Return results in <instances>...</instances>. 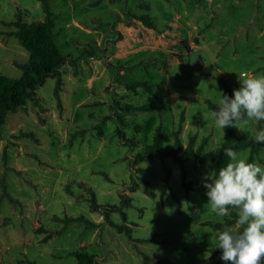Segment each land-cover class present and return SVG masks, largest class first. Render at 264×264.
Returning a JSON list of instances; mask_svg holds the SVG:
<instances>
[{"label": "rangeland", "instance_id": "rangeland-1", "mask_svg": "<svg viewBox=\"0 0 264 264\" xmlns=\"http://www.w3.org/2000/svg\"><path fill=\"white\" fill-rule=\"evenodd\" d=\"M48 2L66 61L0 126V264H76L75 250L101 264H224L215 237L232 216L207 203L211 162L135 155L157 129L166 147L176 132L183 147L221 144L209 102L225 94L217 77L238 88L237 73L264 75V0ZM18 19L43 20L40 1L0 0V74L14 78L29 57L9 34ZM259 123L232 127L255 141ZM252 161L264 165V145Z\"/></svg>", "mask_w": 264, "mask_h": 264}, {"label": "clouds", "instance_id": "clouds-1", "mask_svg": "<svg viewBox=\"0 0 264 264\" xmlns=\"http://www.w3.org/2000/svg\"><path fill=\"white\" fill-rule=\"evenodd\" d=\"M239 87L231 96L220 93L211 119L220 129L236 126L247 118L264 121V75L237 73ZM254 140L264 144V128ZM228 160L202 183L212 212L220 218L237 219L236 227H223L216 233L215 247L221 249L224 264H262L264 259V165L242 157L233 147L223 149Z\"/></svg>", "mask_w": 264, "mask_h": 264}, {"label": "trees", "instance_id": "trees-1", "mask_svg": "<svg viewBox=\"0 0 264 264\" xmlns=\"http://www.w3.org/2000/svg\"><path fill=\"white\" fill-rule=\"evenodd\" d=\"M44 13L43 20L25 22L18 19L11 24L14 29L9 34L17 37L19 43L27 50L29 57L24 64H19L22 74L18 78L0 74V126L4 123L8 112L24 106L29 100L36 98V88L41 86L47 76L57 75L58 69L65 63L66 56L58 49L54 40V21L55 16L50 9L48 0H39ZM144 24L152 25L146 15H136ZM59 79V78H58ZM138 84H147L138 82ZM217 88L224 91L227 95L233 94L234 87L225 79L217 77ZM209 107L213 110L216 105L209 102ZM259 129L264 128V121H260ZM221 144L214 150L204 152L203 144L194 147V138L191 137L189 143L183 147L178 133H175L176 140L172 147L162 145V133L159 129L154 134L151 144H146L140 152L135 155V159H149L158 157L163 159L165 156H172L177 162L182 164L186 159L193 158L201 163L210 161L213 173L224 165L228 158L224 155L223 149L233 147L236 151L248 146L252 147L249 160L252 161L253 155L264 144L256 143L253 140L238 138L232 126L226 127ZM127 143H131L127 141ZM231 210V209H230ZM231 218L227 219L222 227L235 223L237 217L231 210ZM73 219V218H70ZM219 226L218 224H216ZM127 227L126 225L119 228ZM129 232V228H127ZM77 258L76 264H101L94 253L75 250L72 252ZM150 261L154 258L143 254Z\"/></svg>", "mask_w": 264, "mask_h": 264}, {"label": "crops", "instance_id": "crops-1", "mask_svg": "<svg viewBox=\"0 0 264 264\" xmlns=\"http://www.w3.org/2000/svg\"><path fill=\"white\" fill-rule=\"evenodd\" d=\"M88 30V29H87Z\"/></svg>", "mask_w": 264, "mask_h": 264}]
</instances>
